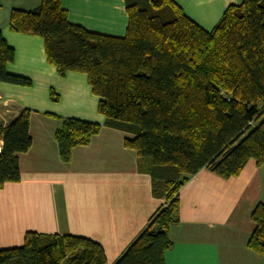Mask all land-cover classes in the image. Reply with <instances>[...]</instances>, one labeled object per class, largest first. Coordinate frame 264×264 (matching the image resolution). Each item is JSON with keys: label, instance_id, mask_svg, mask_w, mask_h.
Segmentation results:
<instances>
[{"label": "trees", "instance_id": "obj_1", "mask_svg": "<svg viewBox=\"0 0 264 264\" xmlns=\"http://www.w3.org/2000/svg\"><path fill=\"white\" fill-rule=\"evenodd\" d=\"M122 37L90 32L67 21L61 0L12 9L9 29L43 38L56 72L86 76L103 126L126 132L137 170L150 176L162 203L113 264H165L179 221L178 191L202 168L221 178L238 175L249 159L264 162V0L229 4L206 30L173 0H124ZM14 58L0 32V82L28 87L9 73ZM53 101L58 96L51 90ZM30 110L0 124V188L19 180L18 154L31 145ZM101 125L73 117L54 132L58 154L70 160ZM246 245L264 258V203L251 212ZM0 264H106L103 248L82 236L26 232L19 247L0 248Z\"/></svg>", "mask_w": 264, "mask_h": 264}, {"label": "crops", "instance_id": "obj_2", "mask_svg": "<svg viewBox=\"0 0 264 264\" xmlns=\"http://www.w3.org/2000/svg\"><path fill=\"white\" fill-rule=\"evenodd\" d=\"M173 1L206 30L227 5L241 2ZM39 3L0 0V32L14 49L6 70L31 80L28 87L0 82V124L29 109L31 137L28 150L18 154L19 180L0 188V248L21 246L26 232L75 235L100 244L106 264H113L162 199L151 195L150 176L137 170L135 150L123 143L131 135L103 126L86 76L74 71L60 76L46 60L42 37L9 29L12 9L30 10ZM61 6L71 24L99 34H125L124 0H61ZM65 117L101 125L87 145L71 149L68 162L60 159L54 139ZM178 199L179 221L169 230L165 264H264L246 245L254 228L251 212L264 203V162L258 166L249 159L229 178L202 168L181 186Z\"/></svg>", "mask_w": 264, "mask_h": 264}]
</instances>
